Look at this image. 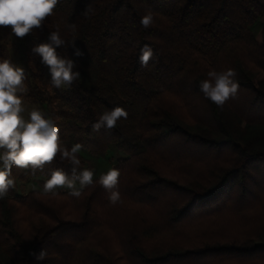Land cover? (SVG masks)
Here are the masks:
<instances>
[{
    "label": "trees",
    "instance_id": "16d2710c",
    "mask_svg": "<svg viewBox=\"0 0 264 264\" xmlns=\"http://www.w3.org/2000/svg\"><path fill=\"white\" fill-rule=\"evenodd\" d=\"M51 31L80 73L71 86L54 87L32 52ZM144 44L156 54L147 67ZM11 49L25 73L19 95L55 123L64 146L80 143L100 160L122 153L113 167L121 199L109 202L101 175L78 198L45 193L51 170L71 173L59 154L35 173L13 165L15 187L0 199V264H264V0H59L43 30L18 38L0 26V62ZM228 69L239 89L221 109L198 85ZM115 107L127 119L93 131ZM30 180L40 188L18 195L16 183Z\"/></svg>",
    "mask_w": 264,
    "mask_h": 264
},
{
    "label": "clouds",
    "instance_id": "9594fccd",
    "mask_svg": "<svg viewBox=\"0 0 264 264\" xmlns=\"http://www.w3.org/2000/svg\"><path fill=\"white\" fill-rule=\"evenodd\" d=\"M59 0H0V26H11L12 33L23 38L32 33L34 29L43 30L44 21L53 15ZM91 11L87 5L85 15ZM153 23V15L149 11L141 17L140 24L149 28ZM73 33L76 26H68ZM66 41L61 38L59 31H51L48 42L40 43L32 48V52L39 55L42 62L49 67L51 73V84L60 88L71 86L80 78L79 71L73 69L77 66L71 59L61 57L56 48L64 46ZM75 41L72 42L74 47ZM75 55L82 53L75 50ZM156 54L149 44L140 48L139 62L141 67H147L149 61ZM208 79L199 81V90L204 97L219 108L235 98L239 84L235 81L237 75L235 70L217 72L210 71ZM25 79L24 69L14 65L9 60L0 62V199L5 198L11 188L15 187L12 178V166L20 169H32L43 171L46 164H50L59 154L61 160L70 163L71 173L62 168L50 171L49 178L43 184L45 193L56 194L55 190L61 187L70 189V195L80 197L82 190L93 184V171L88 168L80 169L81 160L78 153L83 145L76 143L69 149L60 141L59 128L50 119H45L41 111L33 109L29 113V119L25 120L21 113L25 111L22 106V97L19 95L26 91L23 86ZM128 113L121 107H115L104 111L98 120L92 125L93 131L101 128L112 129L116 127L121 118L127 119ZM120 171L111 168L99 178V185L108 193V200L115 205L120 202V193L117 189ZM77 182L79 188H77ZM37 260H44L46 251L42 249L37 255L31 253Z\"/></svg>",
    "mask_w": 264,
    "mask_h": 264
},
{
    "label": "rangeland",
    "instance_id": "374dc122",
    "mask_svg": "<svg viewBox=\"0 0 264 264\" xmlns=\"http://www.w3.org/2000/svg\"><path fill=\"white\" fill-rule=\"evenodd\" d=\"M10 57H11V62L16 65L19 66V62H18V57L16 55V53L14 52V49H11V53H10ZM22 106L24 107L25 111L21 113L22 117L25 120L29 119V113L33 110V109H37L39 111H41V113L43 114L42 110L40 109V107L33 105L31 103H29L28 101L22 100ZM3 152V149H0V153ZM81 153L84 154V158H85V166L84 168H88L91 169L94 173L93 178L98 177L104 173H106L109 169L113 168L115 166V164L117 163V161L122 157V153L117 152L114 149H111L109 152H107L106 156L104 159H96L92 156H90L89 154H87L85 151H81ZM0 167H2V162H0ZM45 178L43 177H38V180H44ZM77 188H79V183L77 182ZM40 186L37 183V181L35 180H30L27 183L21 184L19 182L16 183V192L18 195H25L28 192L32 191V190H37L39 189ZM55 191H62V192H66V193H70V189H68L67 187H61V188H57ZM225 235H229L230 233H228V231H224ZM251 264H262L261 261H255L250 262Z\"/></svg>",
    "mask_w": 264,
    "mask_h": 264
}]
</instances>
